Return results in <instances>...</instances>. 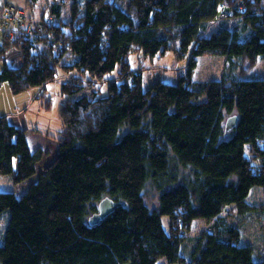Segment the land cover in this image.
<instances>
[{"label":"trees","instance_id":"obj_1","mask_svg":"<svg viewBox=\"0 0 264 264\" xmlns=\"http://www.w3.org/2000/svg\"><path fill=\"white\" fill-rule=\"evenodd\" d=\"M67 1L50 4L45 18L54 24L41 36L3 41L0 52L15 45L21 62H4L0 87L7 82L17 94L55 80L66 53L73 57L70 70L100 79L119 65V75L106 80L105 95L62 83L69 96L58 109L56 157L26 192L0 190V216L9 211L0 264H264L252 244L239 243L238 229L223 214L240 208L251 187L264 189V77L191 80L202 55L264 57L262 2L70 0L64 22ZM220 8L229 15L219 17ZM235 18L239 24L228 25ZM51 30L64 40L59 48ZM133 48L149 57L172 50L186 57V72L176 82L146 86L127 61ZM234 112L236 125L223 135L225 116ZM26 131L0 116V175L9 174L14 185L36 174L43 156L41 148L30 149ZM170 152L191 170L188 180L178 181ZM149 178L160 193L157 208L142 194ZM106 196L126 206L89 225L87 215L98 211L94 202ZM195 218L212 226L183 255V233Z\"/></svg>","mask_w":264,"mask_h":264},{"label":"rangeland","instance_id":"obj_2","mask_svg":"<svg viewBox=\"0 0 264 264\" xmlns=\"http://www.w3.org/2000/svg\"><path fill=\"white\" fill-rule=\"evenodd\" d=\"M83 2L84 0H79ZM264 5V0H260ZM53 0H0V21L5 20L6 14L9 5L13 4L16 9H23L25 13L30 14H41L39 18H27L30 21L37 20L38 22H43L45 18L43 15L48 13V8L52 4ZM240 4V2H238ZM242 3V2H241ZM71 5L72 2L68 0L64 2L61 11L62 18L65 22L71 17ZM20 8H19V7ZM44 19V20H43ZM239 19H229L228 25L239 24ZM18 29V28H17ZM12 29V33L9 35H4V40L15 39L19 35ZM33 29L27 33L32 37ZM18 50L20 57V49L13 45L9 49ZM7 49L3 53L0 52V69L4 64L5 56L10 50ZM9 50V51H8ZM73 57L70 53H66L65 56L58 58L57 64V74L56 79L53 81H48L44 85H37L32 88H28L22 93L12 94L9 90L8 83L4 82L0 87V100L1 106L6 108L5 111H11L10 114H6L8 119H13L14 116L17 118L23 125H26L28 132L32 133L33 131L39 130L42 135L48 134L46 138L53 140L57 136V130L61 124L59 118V108L66 102V98L69 95L62 94L61 85L67 80L81 84L83 89L81 94H90L89 92L92 89L99 90L100 94L105 95L107 91L106 80L111 81V79L118 78V72L120 66L118 65L111 73L106 74L103 78L95 79L94 77L88 75L87 73L81 72L80 70L72 69L70 70V65ZM19 60V58H17ZM128 63L130 64L131 69L139 70L143 75V84L146 86L155 82V80L160 79L163 82L173 83L176 82L177 77L180 74H185L186 67V57H181L177 53H174L172 50H167L165 54H157L154 57L146 56L142 51H139L137 48H133L132 53L127 58ZM21 62V57H20ZM233 78H254V77H264V57H258L251 61L247 57H233V59L228 60L224 56L220 55H202L197 58L196 67L192 70L191 80L192 81H210V79H232ZM2 88H6L8 93L3 91ZM10 96V98H9ZM11 108H13L11 110ZM226 114L225 120L234 115ZM127 127L124 126L121 128L119 134L125 133ZM29 134V135H30ZM38 137V136H37ZM43 138V137H42ZM57 139L53 140V143H50L47 140H44V143L39 147H43L42 151H47L51 155L47 159H42L38 166L45 165L51 159L52 154L57 148ZM264 143V140L262 141ZM40 144V143H39ZM248 147L249 144H246ZM249 148H246L248 152ZM251 153H249V156ZM170 165L177 170L178 181L188 180L192 175L189 167H183L177 162L172 152L169 156ZM257 161V160H255ZM36 178V175L30 179L25 180L20 184L14 185L10 175H0V190L10 191L15 190L17 193L26 192L28 189L29 182ZM142 194L145 200V203L149 208H157V198L159 196V191L156 189L152 179L149 178L145 182ZM104 198V197H103ZM102 198V199H103ZM246 202L241 203V207H236L235 205L227 207L224 210V215L226 222L232 226H235L239 233L240 239L239 243L243 244H252L253 245V255L256 260L262 259L264 257V189L262 187L253 186L250 188V191L246 197ZM93 203V202H92ZM99 201H95L94 204H98ZM240 210H246L241 212ZM92 214H88V218ZM9 211H4L0 216V242L4 239V231L8 224ZM169 220L168 217H163V226L166 231L169 232L170 227L168 226ZM192 227L189 231L184 232L183 235L186 236L185 241L182 243L181 251L183 255H186L190 252L192 248V240L196 237L195 235L199 234L206 227L212 226L209 221H205L201 218H195L192 223ZM192 239V240H191ZM161 259L158 264H164Z\"/></svg>","mask_w":264,"mask_h":264},{"label":"built area","instance_id":"obj_3","mask_svg":"<svg viewBox=\"0 0 264 264\" xmlns=\"http://www.w3.org/2000/svg\"><path fill=\"white\" fill-rule=\"evenodd\" d=\"M238 9H242L244 7V4L240 2L237 5ZM6 18L5 20L0 21V30L4 35L11 34L12 29L15 30L17 35L20 34H27L30 30L33 29L32 37H39L44 32L43 30L47 27H52L54 22L51 17L45 18L43 22L38 21H28L25 13L21 9H16L14 5H9L7 11H5ZM219 17H227L229 14L226 12L223 8H220ZM18 28V29H17ZM14 32V33H15ZM43 32V33H42ZM50 40L52 41V44L54 45V48H59L63 45L64 40L53 33L51 30Z\"/></svg>","mask_w":264,"mask_h":264},{"label":"crops","instance_id":"obj_4","mask_svg":"<svg viewBox=\"0 0 264 264\" xmlns=\"http://www.w3.org/2000/svg\"><path fill=\"white\" fill-rule=\"evenodd\" d=\"M19 7V6H18ZM20 8V7H19ZM22 11L25 13V11L22 9ZM48 12V11H47ZM25 15H26V17L27 18H32V17H35V18H39V16L41 17V15H42V13L41 14H33L32 16L30 15V14H28V13H25ZM49 15V12L48 13H46V14H44L43 15V17L45 18V17H47ZM4 36H3V33H2V31L0 30V45L3 43V41H4ZM10 50V51H9ZM8 51L9 52H7V54L6 55H4L6 58H5V63L7 64V65H9V66H18L19 64H20V57H19V51L18 50H12V48L11 49H9ZM17 58H19V60H17ZM1 70V69H0ZM2 85H3V83H2ZM1 85V86H2ZM3 89V91H5L6 93H8V90H6V88H2ZM1 92V91H0ZM9 98H10V96H9ZM2 100H0V116H2L3 114H10L11 113V111H5L6 110V108L4 107V106H1V102ZM13 108H11V110H12ZM9 121H10V123H12V124H14V125H16V126H18V127H21V128H26L25 126L26 125H23L17 118H15V116H14V118L13 119H9ZM60 126H61V124H60ZM60 126H59V129H60ZM59 129L56 131L57 132V136H55V138H53V140H55V139H57L58 138V136H59ZM32 131V133H37V134H30L29 132H28V129H27V131H26V136H27V141H28V144H29V146H30V149L32 150V151H35V150H37L38 148H43V147H39L40 145H42V143H44V140H47V141H49L50 143H53V140H50L49 138H46V137H48L47 135L49 134H46V135H42L43 133H41L39 130H36L35 129V131H33L32 129L30 130V132ZM30 134V135H29ZM38 136V137H37ZM43 137V138H42ZM40 143V144H39ZM57 143V142H56ZM56 149H55V152L52 154V157H51V159L48 161V163L47 164H45L44 166L43 165H40L41 167H40V169L38 170V164L40 163V162H42V159L44 160V159H47L48 158V156L49 155H51L50 153H48L47 151H43V156H42V158L38 161V163L36 164V166H37V168H36V174H34V175H36V178H33V180L32 181H30L29 182V184L30 183H32V182H35L37 179H38V175H39V173H41L46 167H48L49 166V164L54 160V158L56 157V155H57V152H58V143H57V145H56ZM43 150V149H42ZM34 175H32L31 177H33ZM31 177H29L28 179H30ZM22 182H25V180L24 181H22ZM22 182H20V183H22ZM20 183H17V184H20ZM17 186V185H16ZM28 188V187H27ZM28 190V189H27ZM26 190V191H27ZM23 192H21V194H22Z\"/></svg>","mask_w":264,"mask_h":264},{"label":"water","instance_id":"obj_5","mask_svg":"<svg viewBox=\"0 0 264 264\" xmlns=\"http://www.w3.org/2000/svg\"><path fill=\"white\" fill-rule=\"evenodd\" d=\"M238 120V115L235 113L234 115L228 117L224 121V132L223 135H226L234 126L236 125V122ZM117 206H126V203L124 200L121 201H113L108 196L101 199L99 203L97 204L98 211L94 214L90 215L88 218V224L89 225H96L99 223L104 217H106L108 214L113 212Z\"/></svg>","mask_w":264,"mask_h":264}]
</instances>
